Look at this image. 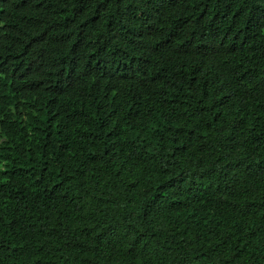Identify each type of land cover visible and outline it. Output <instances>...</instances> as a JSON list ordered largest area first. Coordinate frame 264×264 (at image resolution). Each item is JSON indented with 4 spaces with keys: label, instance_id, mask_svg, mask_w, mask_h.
<instances>
[{
    "label": "trees",
    "instance_id": "trees-1",
    "mask_svg": "<svg viewBox=\"0 0 264 264\" xmlns=\"http://www.w3.org/2000/svg\"><path fill=\"white\" fill-rule=\"evenodd\" d=\"M0 264H264V0H0Z\"/></svg>",
    "mask_w": 264,
    "mask_h": 264
}]
</instances>
